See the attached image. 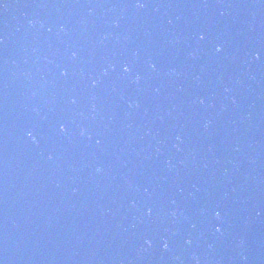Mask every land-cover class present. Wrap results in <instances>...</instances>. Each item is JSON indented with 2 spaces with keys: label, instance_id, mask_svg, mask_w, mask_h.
Instances as JSON below:
<instances>
[{
  "label": "water",
  "instance_id": "1",
  "mask_svg": "<svg viewBox=\"0 0 264 264\" xmlns=\"http://www.w3.org/2000/svg\"><path fill=\"white\" fill-rule=\"evenodd\" d=\"M0 261L264 264V0H0Z\"/></svg>",
  "mask_w": 264,
  "mask_h": 264
},
{
  "label": "clouds",
  "instance_id": "2",
  "mask_svg": "<svg viewBox=\"0 0 264 264\" xmlns=\"http://www.w3.org/2000/svg\"><path fill=\"white\" fill-rule=\"evenodd\" d=\"M138 7H145L146 5H144V4H138L137 5ZM221 48H222V45H218L217 46V51H220L221 50ZM73 55H75V53H73ZM129 69H128V67H127V65L125 66V71H128ZM140 79V77H139V75H137V77H136V80H139ZM60 130L61 131H65V125L64 124H61L60 125ZM29 133H31V132H29ZM32 134V133H31ZM81 134L83 135L84 134V132H83V130H82V132H81ZM34 140L36 139L34 136L32 137ZM97 171H100V169L98 168L97 169ZM151 211V209H149V212ZM216 216H217V218H219L220 217V212H217L216 213ZM217 231H220V228L219 227H217ZM148 243H151L150 241L148 242ZM168 247V245L167 244H165L164 245V247L165 248H167ZM0 264H4V261H0Z\"/></svg>",
  "mask_w": 264,
  "mask_h": 264
},
{
  "label": "snow or ice",
  "instance_id": "3",
  "mask_svg": "<svg viewBox=\"0 0 264 264\" xmlns=\"http://www.w3.org/2000/svg\"><path fill=\"white\" fill-rule=\"evenodd\" d=\"M201 39H203V37H201ZM29 135L31 136L32 134L31 133H29ZM99 142V141H98ZM167 247V246H166Z\"/></svg>",
  "mask_w": 264,
  "mask_h": 264
}]
</instances>
